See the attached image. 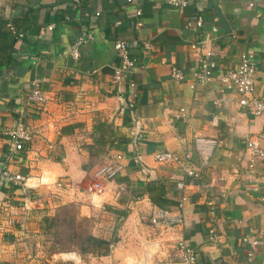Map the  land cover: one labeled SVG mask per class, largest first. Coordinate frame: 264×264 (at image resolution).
I'll return each instance as SVG.
<instances>
[{"label":"crops","instance_id":"1","mask_svg":"<svg viewBox=\"0 0 264 264\" xmlns=\"http://www.w3.org/2000/svg\"><path fill=\"white\" fill-rule=\"evenodd\" d=\"M82 34L91 38L75 60L68 49ZM116 38L130 43L136 62L121 81L113 78L121 62ZM246 52L255 56V94L264 97V0H191L179 7L167 0H0V168L9 140L3 129L14 125L33 80L46 78L49 101L30 120L41 133L22 162L10 165L36 175L55 168L61 186L36 189L32 208L42 206L50 191L72 195L94 175L98 161L115 162L121 153L122 169L105 182L108 204L138 221L158 206L176 207L183 179L185 224L161 230L163 247H139L132 239L138 231L120 230L98 258L107 257L108 264H127L129 257L134 264H187L178 245L185 239L195 249L194 264H264V160L250 167L245 145L253 138L264 149V115L241 108L236 92L216 80L192 87L203 59L223 71L236 68ZM171 64L184 72L181 83L170 81ZM181 107L187 118H174ZM162 151L179 161H155L154 153ZM187 153L198 177L183 171ZM135 155L142 165L132 160ZM30 198L0 184V264L20 250L15 221ZM212 226L216 240L209 237Z\"/></svg>","mask_w":264,"mask_h":264},{"label":"built area","instance_id":"2","mask_svg":"<svg viewBox=\"0 0 264 264\" xmlns=\"http://www.w3.org/2000/svg\"><path fill=\"white\" fill-rule=\"evenodd\" d=\"M78 2V0H75ZM127 3L133 4L135 0H126ZM170 5L179 7L188 5L191 0H167ZM136 13L140 14V8L136 9ZM215 22L218 18L215 16ZM197 26H202V18L198 17L196 20ZM212 30L217 31V27L212 25ZM90 35L82 34L70 46L68 53L77 60L80 56V45L85 42ZM114 49L120 57V64L114 68V80L121 81L124 77L136 68L135 59L131 54V45L128 41L121 38H116L113 41ZM149 47V45H146ZM197 47L196 44L192 45ZM216 63L210 59H203L198 68L193 72L192 87L197 85H205L213 80H216L223 87L229 91H234L238 95V104L254 116L264 115V97H259L255 94V73L256 61L252 52H246L241 55L240 62L236 68H231L223 71H218ZM170 81L174 83H181L185 79V74L182 69L174 64L170 65L169 73ZM46 78L34 79L31 88L26 93L25 98L17 110V118L11 127L3 129V134L9 140L6 146L4 163L0 168V184H8L14 186L22 191L25 196L31 198L24 200L22 205L25 210L32 209L33 203L32 191L38 189L41 184H34L33 181L38 180L39 175L34 173H21L14 171L10 168L11 164L22 162L24 153L28 150V145L32 143L34 138L41 133L39 127L32 126L31 119H34L42 113L45 105L49 101V89L46 87ZM131 82L130 86L134 87ZM185 109L181 107L174 113V118L182 119L187 118ZM246 150L249 153V166L254 167L258 162L264 160V149L260 141L253 138L246 139ZM191 154L187 153L185 156V163L183 164V171L188 176L198 177L199 171L192 169L188 165ZM115 162H108L97 168L94 177L97 179L88 187V192L105 191L107 192L106 181L113 180L122 169L123 165L119 163L123 159V154L118 153L115 155ZM155 161L159 163L178 162L179 159L171 151H162L154 153ZM132 160L137 165H142V160L139 155L132 156ZM57 186H61L60 181H55ZM177 188L181 191L176 207L158 206L149 216L150 223L157 228L171 229L174 227H182L185 224V204L189 201L186 191V183L183 179L177 182ZM32 199V200H31ZM210 212L213 214L215 211L213 201H209ZM216 229L212 226L209 230V237L212 240L217 238ZM179 248L181 249V257L187 264H194L197 261L195 249L190 246L185 239L178 241Z\"/></svg>","mask_w":264,"mask_h":264},{"label":"rangeland","instance_id":"3","mask_svg":"<svg viewBox=\"0 0 264 264\" xmlns=\"http://www.w3.org/2000/svg\"><path fill=\"white\" fill-rule=\"evenodd\" d=\"M108 161L101 159L96 163L97 168ZM96 180L93 172L89 173L72 195L62 198L50 191L42 206L19 212L20 220L15 221V226L21 230L16 240L20 243V250L8 260V264H54L55 254L70 251L92 253L98 257L109 252L112 244L118 240L119 231L124 229H134L135 233L138 231L132 239L136 240L139 247H163L164 239L159 238L163 229L150 223L149 214L138 221H128L122 212L108 204L109 189V196L102 207L96 208L87 190ZM45 186L48 185H40L38 189ZM35 193L39 191H32V195Z\"/></svg>","mask_w":264,"mask_h":264},{"label":"clouds","instance_id":"4","mask_svg":"<svg viewBox=\"0 0 264 264\" xmlns=\"http://www.w3.org/2000/svg\"><path fill=\"white\" fill-rule=\"evenodd\" d=\"M57 179V172L54 167H44L41 169L38 180L33 181L34 184L51 186ZM109 193L105 191L93 192L91 194V202L96 208L102 207L105 200L108 198ZM54 264H108V258H98L92 253L82 254L79 251L61 252L55 254L53 257ZM127 264H134V259L129 257Z\"/></svg>","mask_w":264,"mask_h":264},{"label":"trees","instance_id":"5","mask_svg":"<svg viewBox=\"0 0 264 264\" xmlns=\"http://www.w3.org/2000/svg\"><path fill=\"white\" fill-rule=\"evenodd\" d=\"M152 201H153L155 204H158V205L160 204V201L157 200V199H155V198H154V199L152 198ZM102 242H105V243H106V242H108V241L103 240Z\"/></svg>","mask_w":264,"mask_h":264}]
</instances>
